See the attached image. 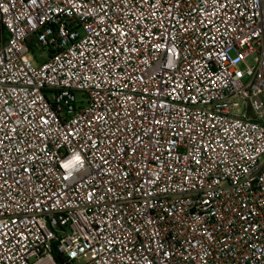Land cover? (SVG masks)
<instances>
[{
    "label": "built area",
    "instance_id": "2783aa9c",
    "mask_svg": "<svg viewBox=\"0 0 264 264\" xmlns=\"http://www.w3.org/2000/svg\"><path fill=\"white\" fill-rule=\"evenodd\" d=\"M0 264H264V0H0Z\"/></svg>",
    "mask_w": 264,
    "mask_h": 264
},
{
    "label": "rangeland",
    "instance_id": "374dc122",
    "mask_svg": "<svg viewBox=\"0 0 264 264\" xmlns=\"http://www.w3.org/2000/svg\"><path fill=\"white\" fill-rule=\"evenodd\" d=\"M35 52V55L36 56H40V55H44V56H46L47 55V51H43V52H40V51H38V50H36V51H34ZM256 58H257V55H253V56H251L250 58H249V60H248V64L250 65V66H254V64L256 63ZM239 69L240 70H244L245 69V66L244 65H240L239 66Z\"/></svg>",
    "mask_w": 264,
    "mask_h": 264
},
{
    "label": "trees",
    "instance_id": "16d2710c",
    "mask_svg": "<svg viewBox=\"0 0 264 264\" xmlns=\"http://www.w3.org/2000/svg\"><path fill=\"white\" fill-rule=\"evenodd\" d=\"M30 47H31V51L34 53V57L37 58L36 55H35V52H34L36 50L34 44L30 43Z\"/></svg>",
    "mask_w": 264,
    "mask_h": 264
}]
</instances>
